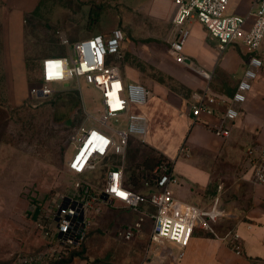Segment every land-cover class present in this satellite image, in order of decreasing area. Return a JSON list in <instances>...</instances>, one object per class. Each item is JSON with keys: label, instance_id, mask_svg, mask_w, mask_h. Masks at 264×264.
<instances>
[{"label": "rangeland", "instance_id": "rangeland-1", "mask_svg": "<svg viewBox=\"0 0 264 264\" xmlns=\"http://www.w3.org/2000/svg\"><path fill=\"white\" fill-rule=\"evenodd\" d=\"M25 1L29 2L23 24L25 84L14 87L9 49H5V38L0 36V264L9 263L18 253H33L41 248L31 219L34 204L71 188L74 177L67 163L75 149L72 136L82 128L97 125L101 115L98 91L82 80L54 86L49 98L29 95V89L40 83L41 60L70 52L60 43L62 38L72 43L95 33L108 35L116 28L124 32L122 57L112 62L127 82L135 83L133 72L136 81L150 92L144 107L149 119L146 143L132 139L126 151V179L130 181L134 176L136 184L130 182L136 190L142 189V183L134 169L143 166L150 170L163 157H178L185 143L186 130L181 125L188 114L185 103L199 79L176 64L169 54L174 37V0ZM249 1L235 0L229 13H248ZM215 48L211 41L209 49ZM227 49L245 47L235 44ZM75 94L79 99L77 107L72 104ZM109 126L119 128L113 121ZM235 161L221 153L211 178L210 188L218 186L221 219L246 209L249 203V186L240 179L246 171L242 161ZM94 176L98 178L99 173ZM137 211L119 203L104 206L93 219L77 258L85 264H130L141 258L151 222L147 220L145 231L138 236L127 238L122 234L125 226L137 219ZM230 227L231 221L226 219L218 234Z\"/></svg>", "mask_w": 264, "mask_h": 264}, {"label": "built area", "instance_id": "built-area-1", "mask_svg": "<svg viewBox=\"0 0 264 264\" xmlns=\"http://www.w3.org/2000/svg\"><path fill=\"white\" fill-rule=\"evenodd\" d=\"M232 0H174L175 11L171 20L174 37L169 43L173 61L206 81L211 74L202 70L184 54L189 37V25L200 23L216 41L222 55L230 45L241 44L247 50L246 65L241 78L229 98L213 95L208 86L194 93L189 102L190 117L195 124L203 115H217L219 124L214 128L217 136L229 135L228 125L238 119L240 107L245 102L264 61L258 56L264 43V0H253L246 16L229 13ZM124 32L114 29L108 35H95L69 43L63 56H49L41 61L40 83L29 89L32 98L45 99L54 93V86L82 80L99 93L101 115L97 125L80 129L72 140L75 149L67 169L73 175L71 188L48 200L35 202L31 219L42 242L33 253H18L9 264H63L84 247L93 219L103 207L114 202L128 209H138L144 204L152 207V239H161L184 249L195 229L206 231L214 238L237 240L233 229L219 235L214 225L223 217L216 197L209 206L197 207L176 199L171 187L179 184L173 161L163 157L146 170L134 169L146 192L136 191L125 181V157L129 140L146 143L149 122L139 111L147 104L149 91L141 84L126 82L112 60L122 57ZM118 123L119 128L109 126ZM181 147L178 157L185 156ZM254 184L264 185V145L246 150ZM104 164L98 178H91ZM144 218L139 217L127 225L122 234L127 238L142 231ZM181 254L178 256L180 259Z\"/></svg>", "mask_w": 264, "mask_h": 264}, {"label": "crops", "instance_id": "crops-1", "mask_svg": "<svg viewBox=\"0 0 264 264\" xmlns=\"http://www.w3.org/2000/svg\"><path fill=\"white\" fill-rule=\"evenodd\" d=\"M234 1L232 0L231 4ZM252 1H249L248 11ZM27 4L29 2L25 0H0V36L3 35L5 38V49H9L10 69L15 77L14 87L16 84H25L23 24L27 13L25 9ZM246 13L242 12L235 15L246 16ZM188 28L189 37L184 45V54L195 61L202 70L210 73L211 79L208 82L194 73L199 79L195 80V91L190 93L185 103L188 108L187 119L181 121V125L186 130L183 146L186 155L183 157H177V155L166 157L173 161V169L180 181L178 185L171 187L172 194L179 201L197 207H207L216 197L220 199L217 191L218 186L210 188L211 178L220 154L226 153L228 157L236 160L235 162L242 161L243 163L246 173L240 179L243 184L249 186V203L246 209L229 213L227 214L228 218L220 219L214 225L218 233L219 226L226 222V219H229L231 227L227 230L233 229L238 235L237 240L224 241L220 238H214L206 231L197 228L187 246L181 250L170 242L151 238L153 209L148 204L140 206L135 210H138L137 219L139 217L144 218L141 233L146 229L147 220L151 222L150 232L142 257L130 264H264V185L253 183L252 171L246 156L247 149L264 145V67L259 71V77L253 82L245 102L241 105L238 119L228 125L229 135L226 138L215 135L213 129L219 124L217 115H203L197 123L192 122L189 109L191 96L194 93L203 92L208 86L210 92L216 97L229 98L243 74L247 50L226 49L222 55H219L216 48L209 49V43L213 41L216 44V41L208 35L200 23L193 22ZM193 30L194 34L192 35ZM95 35L98 34L95 33L90 36ZM217 56L218 59L215 58ZM258 56L264 61V43L259 49ZM131 73L132 80L140 84L135 79V73ZM122 77L127 82L123 75ZM144 107H141L139 111L147 117ZM132 139L135 138L130 140ZM126 165L125 157V170ZM100 166L105 165L101 164ZM97 173H100V171ZM94 174H92V179L95 177ZM125 181L126 184L133 186L126 179V171ZM136 191L146 192L143 187L141 190ZM241 194L246 198L247 195L245 196L244 192ZM221 206L222 204L219 202L218 208L220 209ZM221 220L223 221L221 222ZM180 254L181 257L178 260ZM63 264L85 263L75 256Z\"/></svg>", "mask_w": 264, "mask_h": 264}, {"label": "trees", "instance_id": "trees-1", "mask_svg": "<svg viewBox=\"0 0 264 264\" xmlns=\"http://www.w3.org/2000/svg\"><path fill=\"white\" fill-rule=\"evenodd\" d=\"M73 106L74 107H77V106H79V99H78V96L75 94V96L73 97ZM69 120L67 119L66 120V122H68ZM133 184H136V179L134 178V176L132 175L131 176V180H130ZM7 264H9V263H7Z\"/></svg>", "mask_w": 264, "mask_h": 264}]
</instances>
